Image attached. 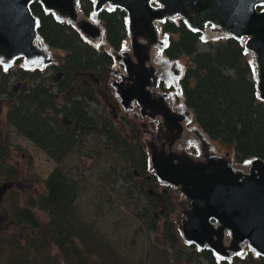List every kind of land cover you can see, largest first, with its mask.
Returning <instances> with one entry per match:
<instances>
[{
	"label": "trees",
	"instance_id": "1",
	"mask_svg": "<svg viewBox=\"0 0 264 264\" xmlns=\"http://www.w3.org/2000/svg\"><path fill=\"white\" fill-rule=\"evenodd\" d=\"M91 5V0H79V9L85 16L91 12ZM30 9L37 18L41 41L62 54L60 64L51 67L61 75L52 82L45 68L17 66L12 71L0 66V95L6 101L4 122L43 151L55 166L45 176L41 194H25L22 204L12 206L14 226H25L33 232L25 234L22 241L0 234V260L3 264H132L130 257L119 252L116 243L96 228L97 221L104 222L103 214L92 211L89 216L88 211L78 206L87 184L94 182H88L87 175H76L59 167L74 150L91 160L99 156L107 163L98 176L101 184L95 185L96 191L102 193V199L95 201L97 208L105 203L106 212L114 215L113 203L126 209L130 205L128 215L137 220L133 231L144 227L156 235L160 230L161 244L178 253L185 244L180 242L172 221L165 217V212L157 210V201L145 190L155 184L156 178L147 171V153L140 137L110 97L102 102L98 96V86L105 83L113 64L112 55L95 49L74 27L55 20L37 2H32ZM124 17L125 13L117 8L102 9L96 15L112 52L119 51L125 39ZM160 31L169 35L162 48L167 59L190 57L191 64L184 69L179 85L183 104L192 112L200 130L209 139L231 146L236 163L250 158L264 161V101L256 97L252 68L241 42L224 37L209 50L198 51L199 34L188 30L180 19L165 20ZM21 61L17 59L14 63ZM10 76L14 78L12 85L8 83ZM89 103L98 107V113H89ZM88 136L95 137L93 145H87ZM15 176L9 163V147L0 142V182L10 184ZM136 176L143 183L138 185ZM117 179L123 185L115 187ZM142 197L143 204L139 202ZM164 198L170 200L167 194ZM34 210L45 212L44 230H40ZM161 216L163 220L158 222ZM108 224L114 233L118 220ZM132 242L131 237L129 244ZM152 246L149 243L147 248L150 250ZM157 254L160 263L172 264V258L165 252ZM144 255L145 263L159 264L158 258L150 257L148 249ZM193 256L202 257L206 264H235V261L264 264V257L249 253L245 259L233 256L231 262L217 260L207 249L193 253L188 261Z\"/></svg>",
	"mask_w": 264,
	"mask_h": 264
},
{
	"label": "water",
	"instance_id": "2",
	"mask_svg": "<svg viewBox=\"0 0 264 264\" xmlns=\"http://www.w3.org/2000/svg\"><path fill=\"white\" fill-rule=\"evenodd\" d=\"M34 1L55 20L74 27L84 39L98 40L103 35L102 26L80 14L79 0H0L3 69L17 59L24 67L52 64L30 9ZM114 8L125 13L129 52L114 56L123 73L108 85L123 111L136 105L141 118L155 121L145 146L148 171L184 198L177 223L182 242L207 249L218 260L241 256L245 243L264 257V161L250 158L246 170H241L228 153L194 158L173 149L188 115L174 110L166 94L155 92L159 74L151 62L152 50L166 44L159 24L178 17L199 36L208 31L242 41L244 52L252 55L256 97L264 101V0H92L91 13L96 16L102 9ZM60 75L55 72L52 82Z\"/></svg>",
	"mask_w": 264,
	"mask_h": 264
},
{
	"label": "rangeland",
	"instance_id": "3",
	"mask_svg": "<svg viewBox=\"0 0 264 264\" xmlns=\"http://www.w3.org/2000/svg\"><path fill=\"white\" fill-rule=\"evenodd\" d=\"M80 14L86 20L96 25H101L96 16H94L92 13H89L87 16H85L80 11ZM173 19H177V17ZM161 37L162 39H165L167 43L169 35L166 33H161ZM223 38L224 37L219 34L210 33L207 31L204 36L198 37L196 48L198 51H207L209 50L210 46H213L214 44H216V42L222 40ZM84 40L91 44L95 49L106 51L112 55L113 64L111 65L105 83L98 86L100 91V94H98V96L102 102H105L107 100V97L111 98V103L116 104V106L120 109L121 115H124V117L128 121V124L135 130V132H138L137 135L140 137V141L145 148L146 142L151 139V135L155 130V124L147 118H141L138 114L137 107H134L132 110L126 112L123 111L119 106L117 98L112 93V90L108 85L111 80L118 78V74L123 73L120 61L115 60L114 56L116 54H119L121 51L129 52L128 39L126 35L120 50L116 52H112L110 47H108L103 35H101V38L98 40ZM46 51L50 54L52 64L43 68L47 69L46 74L52 76L55 72L51 67L60 64L62 54L59 51L53 50L48 47H46ZM245 56L251 68H253L252 55L249 52H245ZM152 60L155 62L161 61L163 64L162 66L164 68L161 66L156 67V65L153 64L158 73H167V77L164 79V84L170 86L171 91L169 93L168 99L170 106L177 111H186L188 115L187 119L182 123L183 134L180 140L176 141L173 149L185 152L194 158H199L201 156L209 154L224 155L225 153H228L229 160L234 164L236 168H241L240 166H243V170H246L250 159H246L241 163H236L233 158L232 147L222 145L217 141L209 139L194 122V117L190 109L185 107V105L183 104V97L180 90L179 79L181 78L184 69L191 64L190 57L179 55L177 58L169 60L163 55L162 48L156 47L151 52V62L153 63ZM17 66L25 69H43L38 66L24 67L22 61L19 64L13 62L8 69L14 71ZM8 83L9 85L14 84L13 76L9 77ZM16 88H18V86H16ZM5 102L6 101L4 95H0V142L7 144L9 147V163L14 167L16 176L10 181V184L7 187L5 186L6 188H4L3 191H0V234H2V236H4L5 238L22 241L25 234H30L33 231L25 226H14L11 219L13 210L12 206L15 204H22L25 194H31L33 196L41 194L44 191L43 180L49 173V171L55 166V163L43 151L35 147L33 144H31V142L16 134L12 129L6 126L4 122V112L6 110ZM88 111L89 113H98L99 110L95 104L89 103ZM119 125L122 126L121 123ZM95 141L96 140L94 136H88L86 138L87 145H93ZM83 150H85V148ZM94 154H96V152H94ZM58 165L63 170H66L70 173L76 175L82 173L83 175H87L86 178L88 182H94L93 184H87L84 192L80 195L77 204L84 211H88L89 216H91L90 214L92 211H95L97 215L103 214L105 220L104 222L101 221L99 223L97 221L96 228H98L99 232L104 237L108 236L114 241V243H116L117 248H119V252L130 257V263L140 264L142 262V264H150L149 262L145 263L144 251L145 249H148L150 257H154L155 259L158 258L159 264H162L160 263L161 259L158 257L159 254H157L160 252H165V255H167V257L172 258V264H206V261L202 257L193 256L195 258H192V260L188 261L190 255H193V253H195L196 255L199 251V249L194 247V245V248H191L190 246H188V244L185 243L181 250L178 251V253H175L170 249L168 245H162L159 241L163 239L160 235V230L156 232V235H154L151 231H146L144 227L141 228V231L134 232L133 230L137 226V220L128 215V211L131 210L130 205L128 206V209H126L122 206H115L113 203V206L116 209L115 212H113L114 215H111V213L108 214L106 212L107 206L105 205V203L102 204L100 208H97L95 206V201H97L98 199H102V193L96 191L97 188L95 187V185L100 182L98 181V176H100V172L107 165V163H105L101 157L97 156L96 158L91 160L86 157L83 152L74 150ZM135 181L137 182L138 180L135 178ZM2 183L3 182L1 181L0 184ZM120 185H123V183L120 179H117L115 187ZM155 185L156 184H154L153 186L149 185V187H146L145 190L151 188L152 191L159 192L160 186H156L157 188H154ZM167 188V195L169 196L170 200L164 199L162 202H159L157 205V210L162 211L161 213L165 212V217L172 221L175 228L177 229V223L180 218V208L184 202V198L181 195L175 193L170 187ZM147 195L152 197L151 193ZM139 202L143 204L144 198H140ZM33 213L39 222L40 230H44L47 218L45 212L34 210ZM109 218L111 220H108ZM114 219L118 220V224L113 229L114 233H111L108 222H112ZM162 220V216L158 218V222H161ZM131 237L133 239V242L130 245L129 241ZM227 240L228 235L226 234L225 243L227 242ZM180 242H182L181 239ZM149 243L153 244L150 250L149 248H147L149 246ZM126 246H128L127 249H125ZM247 253L254 257L257 256L245 243L243 244V253L238 257H240L241 259H245ZM185 254L189 255L188 258L185 256ZM232 257L233 255H231L230 258L227 259V261L231 262ZM0 264H3L2 260H0ZM235 264H241V262L235 261Z\"/></svg>",
	"mask_w": 264,
	"mask_h": 264
},
{
	"label": "flooded vegetation",
	"instance_id": "4",
	"mask_svg": "<svg viewBox=\"0 0 264 264\" xmlns=\"http://www.w3.org/2000/svg\"><path fill=\"white\" fill-rule=\"evenodd\" d=\"M92 1V0H91ZM91 10H92V5H91ZM91 13V12H90ZM179 18L177 17V19H170V20H172V21H177ZM181 20V19H180ZM183 23V22H182ZM185 26V25H184ZM186 27V26H185ZM156 72H157V74H159V79L157 80V86H156V89H155V92L156 93H164V94H166L167 95V101H168V99H169V93H170V86H168V85H165L164 84V79L167 77V73H164V72H159L158 73V71L156 70ZM169 102V101H168ZM134 107H137L136 105L134 106ZM151 121V120H150ZM154 124H155V121H152ZM155 127H156V124H155ZM136 134H138V132L136 131ZM180 140V139H179ZM148 173H149V171H148ZM151 174V173H150ZM138 181H137V183H138V185H140L141 183H143V180H141V178H138L137 176L135 177ZM157 181V180H156ZM155 187L154 188H157L156 186H160L159 187V192H156V191H152V189L151 188H149L148 190H150V193L152 194V197L157 201V203H159V202H162L165 198H164V196L168 193V188L167 187H165V186H161V184L157 181V182H155ZM9 185V183H7V184H0V191L2 190L3 191V189L4 188H2V186H8ZM5 187V188H6ZM149 187V186H148Z\"/></svg>",
	"mask_w": 264,
	"mask_h": 264
},
{
	"label": "bare ground",
	"instance_id": "5",
	"mask_svg": "<svg viewBox=\"0 0 264 264\" xmlns=\"http://www.w3.org/2000/svg\"><path fill=\"white\" fill-rule=\"evenodd\" d=\"M98 26H100V25H98ZM153 61V60H152ZM153 64L154 65H156V67L157 66H161V67H163L162 65V62L161 61H159V62H155V61H153ZM164 68V67H163ZM241 168H239V169H241V170H243L244 168H243V166H240ZM147 171H148V165H147Z\"/></svg>",
	"mask_w": 264,
	"mask_h": 264
}]
</instances>
